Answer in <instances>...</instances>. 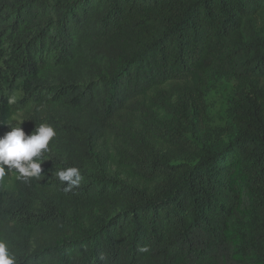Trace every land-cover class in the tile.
<instances>
[{"label": "trees", "instance_id": "1", "mask_svg": "<svg viewBox=\"0 0 264 264\" xmlns=\"http://www.w3.org/2000/svg\"><path fill=\"white\" fill-rule=\"evenodd\" d=\"M6 122L56 131L0 180L15 264H264V0H0Z\"/></svg>", "mask_w": 264, "mask_h": 264}, {"label": "clouds", "instance_id": "2", "mask_svg": "<svg viewBox=\"0 0 264 264\" xmlns=\"http://www.w3.org/2000/svg\"><path fill=\"white\" fill-rule=\"evenodd\" d=\"M7 102L10 105L14 104L15 96H8ZM8 124L11 125V131L0 135V180L6 175L5 166L8 172L15 171L18 174L17 179L25 182L30 178H40L43 173L42 157L49 151V142L56 136L55 129L50 125L40 124L29 135L21 124L18 127ZM55 175L61 182L67 184L66 191L78 187L83 180L81 171L77 167L56 171ZM0 264H15V257L3 240H0Z\"/></svg>", "mask_w": 264, "mask_h": 264}, {"label": "rangeland", "instance_id": "3", "mask_svg": "<svg viewBox=\"0 0 264 264\" xmlns=\"http://www.w3.org/2000/svg\"><path fill=\"white\" fill-rule=\"evenodd\" d=\"M235 82L223 80L206 98L205 122L213 131L225 126L229 115V102L234 95ZM0 135H3L0 132Z\"/></svg>", "mask_w": 264, "mask_h": 264}]
</instances>
